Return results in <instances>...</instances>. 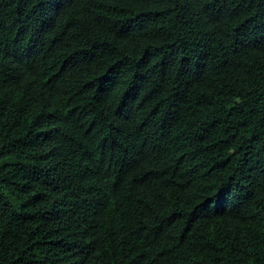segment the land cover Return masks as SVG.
I'll use <instances>...</instances> for the list:
<instances>
[{
  "label": "trees",
  "instance_id": "1",
  "mask_svg": "<svg viewBox=\"0 0 264 264\" xmlns=\"http://www.w3.org/2000/svg\"><path fill=\"white\" fill-rule=\"evenodd\" d=\"M0 264H264V0H0Z\"/></svg>",
  "mask_w": 264,
  "mask_h": 264
}]
</instances>
